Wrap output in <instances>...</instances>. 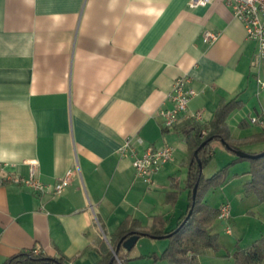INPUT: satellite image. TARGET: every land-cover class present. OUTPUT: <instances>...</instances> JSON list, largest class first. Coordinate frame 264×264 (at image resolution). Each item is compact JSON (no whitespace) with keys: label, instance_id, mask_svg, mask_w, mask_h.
I'll use <instances>...</instances> for the list:
<instances>
[{"label":"crops","instance_id":"crops-1","mask_svg":"<svg viewBox=\"0 0 264 264\" xmlns=\"http://www.w3.org/2000/svg\"><path fill=\"white\" fill-rule=\"evenodd\" d=\"M190 2L0 0V264L31 249L64 257L65 264H98L125 220L137 222L136 230H149L155 216L167 221L166 232L176 226L187 191L173 177L175 149L186 146L188 166L181 131L188 120L165 128L156 115L172 108L175 79L186 77L196 92L187 111L201 113L199 124L207 126L220 105L236 99L241 107L226 125L236 112L242 134L233 137L228 127L229 141L247 145L260 133L264 89L258 90L256 75L264 76V65L254 66L256 42L247 40L222 0L195 8ZM241 113L248 119H238ZM127 139L137 155L148 146H171L174 161L147 185L135 176L130 151L121 152ZM262 151L264 143L250 153ZM32 161L45 193L4 181L14 174L27 178ZM67 172L69 184L52 194ZM172 191L178 196L169 203ZM201 203L210 207L204 197ZM222 204L229 205L214 209ZM218 222L224 224L209 225L213 234ZM143 238L129 252L121 249V264H170L150 258L168 242L139 244ZM217 255L206 249L199 264L214 263Z\"/></svg>","mask_w":264,"mask_h":264},{"label":"trees","instance_id":"trees-1","mask_svg":"<svg viewBox=\"0 0 264 264\" xmlns=\"http://www.w3.org/2000/svg\"><path fill=\"white\" fill-rule=\"evenodd\" d=\"M240 107L241 102L236 99L220 105L207 126H203L193 120L185 121L181 131L184 135L189 156L187 176L184 182V189L187 191V206L185 212L177 220L176 226L166 232L167 221L162 216H155L149 230H136L134 226L137 222L130 219L125 220L111 236L109 240L111 248L103 252L102 259L98 264H109L114 256L116 246L121 240L129 237L131 234H136L139 238L147 237L168 240L166 248L159 256L155 254L150 256L153 261L164 260L170 264H199L198 256L204 250L210 249L213 252H219L221 246L218 242V235L213 234L209 228L211 223L218 220L219 209L210 208L201 203L205 193L226 182L228 168L232 164L248 160L249 170L247 171V175H249V180L243 185V193L245 195H255L259 201H264V156L251 160L236 157L233 162L223 166L211 177L206 178L203 175V168L212 158V143L223 140L231 148L228 151L233 153L236 150L242 151L240 149L241 145L229 141V131L226 125V119L229 114ZM243 124L244 121H241L239 126ZM202 131L206 133L204 137H201ZM204 142H206L205 146L199 149ZM248 143H264V126L260 133ZM196 151L197 158L194 157V152ZM195 185L197 186V192L192 214L185 224L180 227L191 208V195ZM177 196V192L172 191L167 194L166 200L169 203H173L177 200ZM129 223L131 224L130 227L128 226ZM120 252L121 249L116 253V260L113 261V264H116L117 260L121 263L123 262L124 256ZM232 258L233 264L263 263L264 237L254 241L248 249L242 250L237 248ZM65 261L64 257L50 258L31 249L20 251L16 255L7 258L3 264H65Z\"/></svg>","mask_w":264,"mask_h":264},{"label":"built area","instance_id":"built-area-1","mask_svg":"<svg viewBox=\"0 0 264 264\" xmlns=\"http://www.w3.org/2000/svg\"><path fill=\"white\" fill-rule=\"evenodd\" d=\"M212 0H191L190 6L195 8L199 6H207ZM224 4L231 10L234 18L239 21L246 33V38L249 41L256 42V52L254 55V66L258 70L264 65V0H222ZM204 36L211 41L216 40L217 35L211 32H205ZM256 84L258 90L264 89V76L256 75ZM196 96V92L188 87L186 77H179L174 80L169 98L172 102V108L160 110L157 112V117L162 120L165 128L174 127L181 118L200 122L202 115L200 112L188 113V105L192 98ZM252 123H259L257 119H252ZM205 131L201 132V137L205 136ZM130 151L132 158V166L135 176L142 180L145 184L150 185L152 178L160 169L168 163L174 161V148L165 146L157 149L153 146L145 148L144 152L137 155L131 148L130 140H126L121 148V152ZM37 162L29 163V175L23 178L20 175H7L5 182L20 184L34 193H45L48 186L39 181L37 176ZM71 172H67L63 178L57 181L51 188V193L59 195L62 190L69 184ZM231 218L230 207L228 204H222L219 208L218 219L226 222ZM230 231L228 230V233ZM117 263L121 264L117 260Z\"/></svg>","mask_w":264,"mask_h":264},{"label":"rangeland","instance_id":"rangeland-1","mask_svg":"<svg viewBox=\"0 0 264 264\" xmlns=\"http://www.w3.org/2000/svg\"><path fill=\"white\" fill-rule=\"evenodd\" d=\"M237 116L238 119L245 117L248 119V115L245 113H241V115L237 114ZM235 118L236 112L232 114L228 121V127L233 137L242 134L235 127ZM250 128H252L251 131H253L255 126L250 125ZM260 144L263 143H250L243 145L241 146V150L244 153L251 154L250 152L257 150L260 147ZM183 148L182 152L175 149V160L179 170L173 176L176 183H182V185L187 176V165L183 162L186 156V146L184 145ZM235 159L236 155L233 152L226 150L220 142L212 143V158L203 168L204 177H211L215 172L223 166L230 164ZM248 166V160L232 164L228 168L226 182L217 188L208 190L204 195V199L212 208H218L222 202L227 200L229 205L234 208L233 214L235 215V217L232 215V218L224 222V224H221V222L216 224L214 231L218 234V242L221 247L219 252L214 253H218L217 256H219V259L214 263L209 264H233L234 261L232 255L237 248L242 250L248 249L254 241L264 237V201H259L255 195L244 199L245 196L242 191V185L246 182V178L244 177H247L244 173L248 170ZM185 196L186 194L181 195L180 202L184 203ZM233 198L234 200L232 201ZM228 230L230 231L229 234L227 233ZM143 240L148 239H141L139 244L144 242ZM163 241L168 242L167 239H163ZM137 248L132 250V252L134 251L133 253H136L138 251Z\"/></svg>","mask_w":264,"mask_h":264},{"label":"water","instance_id":"water-1","mask_svg":"<svg viewBox=\"0 0 264 264\" xmlns=\"http://www.w3.org/2000/svg\"><path fill=\"white\" fill-rule=\"evenodd\" d=\"M204 142L203 144H201V146L199 147V149L203 148L205 146ZM220 143L224 146V148H226L227 150H231V148L229 147L228 144L225 143V141L221 140ZM234 154L236 155V157L238 158H242V159H258L264 156V151L260 152L258 154H248V153H244L242 151L236 150L234 151ZM194 157L197 158V151L194 152ZM196 192H197V186L195 185V187L193 188L192 191V195H191V200H192V205L191 208L189 209L185 219L183 220V222L181 223L180 227L183 226L185 224V222L190 218L191 214H192V210L195 204V200H196ZM179 227V228H180ZM178 228V229H179ZM168 237V236H166ZM139 239L138 235L136 234H131L129 237L121 240L119 242V244L116 246L115 249V253L113 258L111 259V261L109 262V264H113V261L116 260V253L120 250V249H124L125 251L129 252L135 245V243L137 242V240Z\"/></svg>","mask_w":264,"mask_h":264}]
</instances>
